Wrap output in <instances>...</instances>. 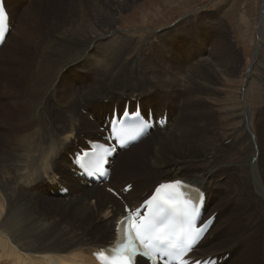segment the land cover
I'll list each match as a JSON object with an SVG mask.
<instances>
[{"label":"bare ground","instance_id":"6f19581e","mask_svg":"<svg viewBox=\"0 0 264 264\" xmlns=\"http://www.w3.org/2000/svg\"><path fill=\"white\" fill-rule=\"evenodd\" d=\"M21 1L23 4H26V1L29 2L25 12H23L24 17L40 0ZM135 1L92 0L87 5L84 0H72L70 3L61 1L62 5L60 7L71 17H74L73 24L76 21L78 22V30L79 25L87 27L86 25H92L95 22L104 25L102 27L108 30L116 28L117 18L115 14L120 13L122 10H128L129 6ZM4 4L13 25L12 13L15 12L11 11L9 0H4ZM222 9L220 7L218 11ZM33 18L37 20L38 16L33 15ZM85 22L87 23L85 24ZM186 23L188 24L185 28L187 36L184 34L173 35L170 32V35L165 39V41H170L172 38L182 36L178 40V43L181 42L179 44L181 52L168 50V52L162 53L164 49L161 52L159 51L158 60L160 62L158 64L151 61V57L157 56V54H153L156 51L155 44L153 42L149 43V39L144 41L137 54L128 63L123 64L122 60L118 58L113 60V58H116L118 50L128 46L131 42L130 39L123 38L124 35H120L116 29L109 33H116L115 38H113L115 41L112 43L113 52H108L109 50L105 52L97 48L98 46L103 47L104 43L102 41L106 40V37L102 38L104 35L98 33L100 35L95 36L90 41L88 40L89 42L87 41L88 43L84 44L81 47L82 50L79 49L76 55L69 56L66 65L61 68L56 67L55 52H46H51V44L49 47L47 46L48 50L41 56V59H36L34 63H29V61L22 63L13 68L12 73L1 76V73L8 69L11 62L7 57L2 58L0 80L5 82H3V89L0 87L4 92H0V119L4 117L1 115L3 111L8 115L6 118L4 117V123H0V126L6 127L4 136L0 138V228L14 234L16 236L15 242L19 243L24 250V252L20 251V254L15 250H11L9 254L11 261L6 264H97L93 254L101 248L113 246L117 240L118 221L126 215L125 205L128 204L137 208L158 184L179 179L205 191L207 195L206 218L214 212V210L210 211L209 206L219 200V203L225 207L227 220L224 230L221 229L223 233L219 236V239L225 241L230 230L229 237H233L232 243H229L230 245L226 247L216 245L214 242L213 248H201L214 234L220 232L216 230L218 223V219H216L208 234L200 242L193 257L196 259L218 257L222 259L218 264H231L233 260H243L240 256L246 250L251 237L258 233L253 237L250 245L257 241L255 238L264 231V220H257L255 209L250 216L248 214L249 210L242 209L244 218L248 220L251 218V220L247 230L237 237L235 230L238 229V226L243 225V220L241 217L231 219V216L236 210V205L238 210L239 205L243 206L242 196L246 187L251 198L255 195L256 199L263 201L264 206V119L260 115L261 110L256 111L257 114L254 113V109L242 111L238 114L241 125L237 127V131L232 132L226 138L227 141L224 144L215 138L205 140L206 134L201 133L199 146L204 150L201 155L194 153L180 158L167 157L168 155L179 156L175 155L174 151L172 152L170 149L171 147L179 148L178 143L180 142L172 141L171 145H168L163 140L165 138L169 139L170 135L175 136L176 133L182 130V118L190 109L191 100L200 106L199 113H203L202 110L207 99L216 100L220 96V88L217 86L218 79L233 73V70L240 64L237 49L233 48L228 40L231 39L229 37L230 33L227 29L223 30L226 27L223 17L218 16V14L214 17L199 14L194 19L190 18ZM200 24H204L202 28L199 27ZM24 25L21 23L19 29L14 31L16 34H14L13 43H8L11 31L8 33L0 48V55L12 49L15 38L24 29ZM57 25L58 22L55 23V27ZM180 27L182 26L180 25ZM199 31H203L206 37H211L216 43L210 47L212 48L211 52L208 51L205 55L198 53V44L196 43L198 38H195L194 35ZM69 33V29H65V32L62 31L64 36H68ZM165 33L167 32L161 33L156 38ZM186 37H191V39L186 41ZM61 38L64 39L58 47L60 54L65 50L64 43H67L65 37L61 36ZM165 41L159 40V43L166 44ZM8 44H11V46H8ZM92 49H96V51L92 52ZM259 55L257 56L258 59ZM61 58L63 59V57ZM68 66L72 68V78L81 79L79 84L69 85L70 83H68L66 89H60L59 85L65 81L63 75L67 72ZM126 68L129 71L128 75L121 77L119 80V75ZM117 70H120L118 74H114V71ZM13 76H16L17 79L14 80ZM48 80H50L49 84H47ZM84 80L87 83H82ZM25 82L27 87L23 91L22 86ZM107 83L114 85L110 87L111 90L105 88ZM246 85L248 86L245 90L246 95L249 96V92L251 93L254 89L257 93V95L251 96V99L254 100L253 107L264 104V87L254 84L250 81V78ZM96 93L97 97H113L112 104L105 102L98 105L89 104V107H91L89 115L94 116L95 121L87 120L91 128L84 131L80 126L85 116L79 113L73 107V104L77 103L85 106L88 104L87 98L93 97ZM111 93L114 95H111ZM9 100L13 102L6 109ZM127 101L131 103V107L133 105V108H135L137 102H140L141 105L147 103L148 107L146 109L142 106L144 113H147L149 108H153L158 116L163 115L164 110L168 108L171 116H169L166 127L156 129V132L161 133L160 135L155 136L158 133L152 131L148 137L142 139L139 143L116 154L114 168L120 163L123 155L137 149L140 150L145 144L153 141L156 155H151V158L154 159L150 163L152 164L151 167H160L167 171L164 177L160 176L150 183L151 188L140 189L138 182L142 179V176L137 175L133 182V189L128 193H123L124 186L129 181L123 186L120 185L114 177V168H112V177L107 185L113 186L119 191L125 200L120 202L113 195H108L106 198L101 197L100 190L103 189L101 185L87 187L81 184V178L79 177H73L71 180V170L74 168V164L70 158L68 160L64 158V155L65 153L67 155L73 154L79 150L75 147V144L80 141H84L80 145L85 149L88 148L87 142L82 137L85 132L87 134L86 140H100L102 134H104L103 124H99L100 121L104 119L106 114L111 113L112 115L115 108L124 109ZM22 108H25V110L19 123L18 117L14 119L15 116L13 115H15L17 109L21 110ZM10 116L12 117L8 119ZM22 118H24V123ZM93 127L96 129H93ZM10 136L12 140L7 147V151H5L6 142ZM178 137H180L179 140H182L187 138V134H179ZM161 141L163 143H159ZM227 142L229 145H236V148H239L240 151L247 152L246 156L235 159L229 164L216 160L221 149H224L225 152L229 150V146H225ZM183 148L185 147L180 149L183 150ZM185 149L194 150L196 148L187 146ZM177 151L179 150L177 149ZM159 158L161 159L159 160ZM59 160L62 161L65 170L68 168L66 170L68 173L66 171L62 173L60 166H57ZM236 174L244 176L240 180L239 188L236 190L238 195L235 192L227 198L229 185L227 187L222 185L229 184V175ZM61 178H63V182L70 186L71 190L79 189L88 196L84 201H82V198H75L78 207L74 209L75 212L70 213L71 218L68 220L66 219L69 216L65 219L66 221L62 220L60 223H56L57 219L53 214L52 216L55 219L51 218V223L57 224V226L52 231H48L51 226L42 217L34 219L26 217L33 209V205L37 206L35 204L38 203L40 193L47 194L50 192L49 188L54 190L57 184L59 186L58 191L61 189ZM247 197L249 196L245 195L244 201ZM53 199H57L60 206H56L58 203H50L48 210L56 211L63 207L62 197H49L48 200L53 201ZM254 213L255 215L252 218ZM93 215L94 220L91 219ZM102 226H104L105 238L100 235L99 228ZM9 237L5 232L0 231V256L3 253L1 251H5L1 248L2 244ZM208 244L212 245V243ZM9 249L12 248L9 247ZM227 252L230 253V256L225 258ZM244 255L246 257L245 264H255V255L252 257H249V253ZM261 261L264 264V254ZM138 264L147 263L143 259H139Z\"/></svg>","mask_w":264,"mask_h":264},{"label":"rangeland","instance_id":"374dc122","mask_svg":"<svg viewBox=\"0 0 264 264\" xmlns=\"http://www.w3.org/2000/svg\"><path fill=\"white\" fill-rule=\"evenodd\" d=\"M61 1H67V3H70L72 0H40L38 1V3H36L35 7L31 9L29 14L23 17V12H25L26 6L29 2L26 1V4H23L21 0H9L11 11L15 13H12L13 29L11 31V35L8 43H13L14 34H16L14 31L19 29L21 23L25 25L23 27L24 29L21 30L19 32V35H17V37L15 38L14 45L11 47L12 49L0 55V64H2V60L5 57H7L9 61H11L8 69L3 71L1 73V76L4 74L12 73V69L22 63H27L28 61L29 63H34L36 59H41V56L45 53L46 50H48L47 48L49 47L50 44H51V52L50 51H46V52L48 53L55 52V55L54 54L53 55H54V59L56 60L55 61L56 67L58 66L57 68L64 67L67 61L69 60L68 59L69 56L73 57L74 55H76L79 49H81V47L84 44L88 43L95 36L100 34L104 35L102 36V38L106 37V40L102 41L104 43L103 47L98 46L97 48L105 52L107 50H109L108 52H113L112 43L115 41L113 40V38H115L116 33L109 34L113 29H116L120 33V35L121 34L124 35L123 38H126V40L129 39L131 40L128 46L119 49L118 52L116 51L117 56L116 58H113V60L118 58L122 60L123 64L128 63L137 54L139 49L142 47L144 41L146 39H149V43L153 42L155 44L154 46L156 48L155 49L156 51L153 54H157V56L156 55L152 56L151 53L149 52V54L152 56L151 61L155 64H158L160 62L158 60L160 54L159 51L161 52L164 49L162 53L168 52V50L181 52V48L179 46L181 42L178 43V40L179 37L182 36H177L176 38H172L170 41H165L166 37L170 35V32L173 35L184 34L185 36H187V32L185 28H187L188 24L186 22L190 20V18L194 19L199 14H204L207 17H214L218 14V16L223 17V21L226 24V27L223 30L227 29V31L230 33L229 37L231 39L228 40L230 41L229 43L232 45V47L237 49L238 57L240 59L239 61L240 64L237 66V68L233 70L234 71L233 73L218 79L217 86L220 88V96L216 100L207 99V101L205 102L204 109L202 108L203 113H199L200 106L196 104V102L191 100L190 109L187 110V112L184 114L182 118V130L179 133H176L175 136L169 134L170 135L169 139L165 138L163 140L168 145H171L172 141L180 142L178 143L180 145L179 148L171 147L172 150L170 149V151L172 152L174 151L175 155H179V156L176 157L169 155L166 156L171 158H180L187 155H193L194 153L201 155L204 152V150L201 149L199 146L200 143L199 138L202 137L201 133L206 134L205 140L210 138H215L216 140L224 144L227 141L226 138H228L232 132L237 131V127L241 125V123H239L238 114L242 111H247L248 109L249 110L254 109V113L257 114L256 111L261 110L260 115H262L264 119V104H260L257 107H253L254 100L251 99V96L257 95V93H255V89L252 90L251 93L249 92V96L245 94V90H247L248 87L246 84L249 78L250 81L253 82L254 84H258L264 87V0H136L131 4V6H129L128 10H122L120 13L115 14V17L117 18V23H115L116 28L105 30L102 27L104 25L95 22L92 25H86L87 27H85L84 25H79V30L82 32H80L77 29V25H78L77 21L74 22V24L72 23V20L75 21L74 17H71L65 10H63L60 7V5H62ZM91 1L92 0H84V2L87 5L91 3ZM220 7H222L223 9L221 11H218ZM33 15H37L38 19L34 20ZM56 22H58L57 27H55ZM86 23L87 22H85V24ZM72 24H73V31L71 30ZM180 25L182 27H180ZM203 25L204 24H200L199 27L202 28ZM65 29H69L70 31L68 36H64L62 34V31L65 32ZM163 32H167L168 34L165 33L161 37L156 38V36L161 35V33ZM28 35L30 36L28 37ZM61 36L66 38L67 43H64L65 50L60 54L58 47L60 43H63L62 40L64 39L61 38ZM194 37L198 38V41H196V43L198 44V53L203 55L208 53V51L210 53L212 49L210 47L216 44L214 43V40L211 37H206L203 31H199V33H196ZM189 39H191V37H186V41H189ZM159 40L163 42L165 41L166 44L159 43ZM8 46H11V44H8ZM94 51H96V49H92V52ZM258 55H259V59L257 58ZM61 57H63V59ZM71 70H72L71 66H68L66 70L67 72L64 73L63 75L65 81L63 84L59 85L60 89H66L68 83H70L69 85L79 84V80L81 78H72ZM119 71L120 70H117L116 72L114 71V74L116 73L118 74ZM128 73L129 71L126 68L125 71L119 75L118 79L120 80L121 77L128 75ZM69 74L70 76L68 77ZM12 78L14 80L17 79L16 76H13ZM3 82L5 81L0 80V87L2 89H3L2 86L4 85ZM84 82L87 83L86 80L82 81V83ZM49 83L50 80L47 81V84ZM25 84L26 82L22 86L23 91H25L26 90L25 87H27V85ZM112 86H114L112 83H107L105 88H107V90H111L110 87ZM1 88H0L1 90L0 92L4 93ZM112 93L111 95H114ZM112 100L113 97H108V98L97 97V93H96V95H94L93 97L91 96L87 98L88 104L85 106L84 105L82 106L77 103L73 104V107H75L79 113L85 116V119L81 121V126H80L81 129H83L84 131L89 130L91 128V125L87 123V120L95 121V117L89 115V112L91 111V107H89V104L98 105L101 102L112 104ZM12 102H13L12 100L11 101L9 100L6 109L10 107V104ZM142 106L146 109L148 107V104L144 103L142 104ZM22 109L21 110L17 109L15 115H13L15 116L14 119L18 117L19 123L21 122L20 120L21 115H24L25 108L23 110ZM150 109L153 110V108H149L148 110ZM119 110H121V108ZM55 112L60 113L57 111ZM164 112H167L168 116H171L168 108H166ZM1 115L6 118L8 114L7 113L5 114V112L3 111ZM4 117L3 119H0V123L2 122L4 123V119H5ZM11 117L12 116H10L8 119H10ZM23 120L24 118H22V122L24 123ZM102 121L103 120H101L99 124H101ZM199 123H201L202 125L200 126ZM22 128H23V124H22ZM93 129L96 128L93 127ZM5 130L6 127L1 125L0 138L4 136ZM155 133H158L155 136L161 134L156 131ZM179 134L180 135L187 134V138H183L182 140H179L180 139V137H178ZM12 135L14 136L13 133ZM86 136H87L86 132L83 133L82 135L83 140H85ZM170 138L172 139L176 138V139L172 140ZM11 140L12 138L10 136L8 138V141L6 142L5 151H7V147L10 145ZM163 141L159 143H163ZM83 142L84 141L77 142L75 144V147L78 148V145H80ZM154 144L155 143L153 141H150L147 144H145L142 149L140 150L137 149L133 152L131 151V153H126L125 155H123V158L121 159L120 163L115 168H114L115 163L113 164L114 177L120 183V185L123 186L125 183L129 181L128 184L131 183L132 186L134 187L133 182L135 176L139 175L142 176V179L138 182L139 188L140 189L148 188V187L151 188L150 183L152 181H155L160 176L164 177V175L167 173L165 169L160 167L158 168L151 167L152 164H150L154 160L151 158V155H156ZM187 146L195 147L196 149L194 150L185 149ZM225 146H229V150L226 151L227 152L226 153L224 149H221L219 156L217 157L216 160L218 161L221 160L222 162L229 164L231 161L235 159L246 156L247 152H244L242 150L240 151L239 148H236V145L234 144L229 145V143L227 142ZM182 147L185 148H183L182 150L180 149ZM177 149L180 152L177 151ZM64 158L68 160L69 154L67 155L65 153ZM160 159L161 158H159V160ZM195 162L199 163L200 161H195ZM129 163L133 167L130 166ZM57 166L58 167L60 166L62 173H64L68 169L67 167L66 170L63 168L64 166L61 160H59ZM66 173H68V171H66ZM71 173L72 175L70 176V178L72 180V178L76 176L74 175V172L72 170ZM229 176H230L229 184L225 183L224 185H222L225 187L229 185L227 198H229L233 193L235 192L237 193L236 190L237 188H239L238 186H240V180L244 178V176L240 174L229 175ZM61 179H62V184L60 185L67 187L69 189V192L66 195H60L58 191L59 186L57 184L54 187V190H51L49 188L50 192H48L47 194L40 193V197L38 198V203L35 204L37 206L35 207L33 205V209L29 212V214L26 217L32 219L37 217H42L47 222H49V226H51L50 228L48 226L49 228L48 231H52L57 226V224L51 223L52 222L51 218L55 219V217L52 216L53 214H55L56 216L57 219L56 223H60V221L62 220L64 221L69 216L66 219L68 220L69 218H71V214L75 212L74 209L78 207L76 205L75 198H82V201H84V199L87 198L86 196H88L87 194H85V192L79 191V189L71 190L70 186L67 185L65 182H63V178ZM102 187L103 189L100 190L101 197L106 198L108 195H113L108 191L107 188H105L104 186ZM245 195L249 197H247L244 201ZM58 196L62 197L63 199L62 200L63 207H60V209L56 211L48 210L50 203H58L56 204V206H60L59 205L60 203L57 202L58 201L57 199H53V201L48 200L49 197H58ZM114 197L116 200L121 202V200L118 197L116 196ZM242 197H243V206L239 205V210H238V207L236 205V210L231 216V219H239L241 217L243 220V225L238 226V229L235 230V234L237 237L241 233L243 234L247 230L251 220V218L250 220L244 218V213L242 209L249 210L248 211L249 216L251 212L254 211L255 209L257 220H264V206L262 203L263 201L256 199L255 195L253 196V198H251V196L248 194L247 187L246 189L243 190ZM209 208L210 211L214 210L213 213L217 214L216 219H218V223L216 230L220 232L216 235L214 234V236L210 238L209 241H207L205 244H203L201 248L202 247L204 249L213 248L214 242L216 243V245H219L221 247L222 246L226 247L232 243L233 237L232 236L229 237V234L231 233L230 230L225 241H220L219 239V236L223 233L221 229L224 230L225 224L227 222L225 217L226 216V210L224 209L225 207L221 203H219V200L218 201L216 200L213 203V205L209 206ZM215 209H217V211H215ZM230 214L231 212L229 213V215ZM254 215L255 213L252 215V218L254 217ZM91 219L94 220V215ZM99 229H100V235L103 236V238H105L106 235H104V226H102ZM109 230L111 231V229ZM0 231H3L10 236L9 239L5 243H3L1 247L5 251H1L3 253L0 256V259H2L0 263L6 264L7 262L11 261L9 257L11 250L17 251L18 254H20V251L24 252V250L19 243L15 242L16 236L14 234H12L10 231H6L3 228H0ZM257 234L251 237L249 243L246 246V250L242 254L243 256L242 255H241L242 257L240 256L241 260L243 259L242 260L243 262L240 260L239 261L233 260L231 264H239V263L245 264L246 257L244 254L246 253L247 254L249 253V257H252L253 255L256 256L255 264H263V261H261V259L264 254L263 252L264 231L260 235H258L257 238H255L257 239V241H254L250 245L251 240ZM208 243H212V245L210 246ZM9 247L12 249H9ZM226 254L230 256L229 252H227Z\"/></svg>","mask_w":264,"mask_h":264},{"label":"snow or ice","instance_id":"6c2138e0","mask_svg":"<svg viewBox=\"0 0 264 264\" xmlns=\"http://www.w3.org/2000/svg\"><path fill=\"white\" fill-rule=\"evenodd\" d=\"M6 22V12L3 6H0V40H3ZM93 147L99 151L83 153L84 159L80 160V167L86 169L91 166L95 173L104 175L106 174L103 168V164L105 163L104 153L109 151V149L101 145H95ZM187 187L182 181H175L173 184L160 186L161 189L169 190L173 193V195H170L163 202L162 207L165 211L180 215L195 214V203L190 198H185V191H178L180 189H186ZM159 191L158 189V193ZM202 197L203 194L199 193V198ZM150 203L151 201H146V204ZM126 211L129 215L120 222L121 238L118 246L113 249L119 257L117 264H135V258L138 254L146 258V261H150L151 264H161V262L162 264H173L174 261H178L179 264H189V261L183 259V257L191 251L193 242L199 233L193 234L188 243L183 247L171 245L173 249H176L174 252L164 251L161 250L162 246H169L170 242L164 238L163 232L157 234L156 231L157 220H162L163 217L145 218L137 222V218L140 215L139 211L135 213L131 209H126ZM192 264H199V262H192Z\"/></svg>","mask_w":264,"mask_h":264}]
</instances>
